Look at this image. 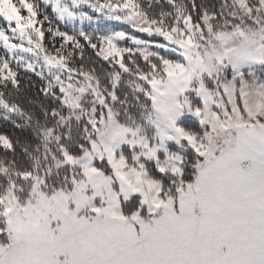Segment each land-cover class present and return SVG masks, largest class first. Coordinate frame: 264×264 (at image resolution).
<instances>
[{
	"label": "snow or ice",
	"instance_id": "obj_1",
	"mask_svg": "<svg viewBox=\"0 0 264 264\" xmlns=\"http://www.w3.org/2000/svg\"><path fill=\"white\" fill-rule=\"evenodd\" d=\"M0 264H264V0H0Z\"/></svg>",
	"mask_w": 264,
	"mask_h": 264
},
{
	"label": "rangeland",
	"instance_id": "obj_2",
	"mask_svg": "<svg viewBox=\"0 0 264 264\" xmlns=\"http://www.w3.org/2000/svg\"><path fill=\"white\" fill-rule=\"evenodd\" d=\"M104 23H105L104 21H101V26H103V25H104ZM89 27H90V26H89Z\"/></svg>",
	"mask_w": 264,
	"mask_h": 264
}]
</instances>
